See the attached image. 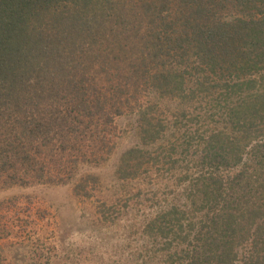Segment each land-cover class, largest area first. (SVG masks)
Returning a JSON list of instances; mask_svg holds the SVG:
<instances>
[{"label": "trees", "instance_id": "obj_1", "mask_svg": "<svg viewBox=\"0 0 264 264\" xmlns=\"http://www.w3.org/2000/svg\"><path fill=\"white\" fill-rule=\"evenodd\" d=\"M116 1L0 0V184L65 183L106 161L116 119L136 114L142 146L119 179L193 151L200 167L193 209L148 227L178 233L187 264H264V0ZM217 93L225 127L180 139L177 123ZM166 132L167 148L146 150ZM80 180L86 194L97 182Z\"/></svg>", "mask_w": 264, "mask_h": 264}, {"label": "rangeland", "instance_id": "obj_2", "mask_svg": "<svg viewBox=\"0 0 264 264\" xmlns=\"http://www.w3.org/2000/svg\"><path fill=\"white\" fill-rule=\"evenodd\" d=\"M118 2L122 8L128 6L118 0L116 10ZM218 94L208 99L209 104L196 105L190 120L177 123L183 129L180 139L186 130V136L193 137L195 132L225 127ZM161 106L173 104L162 101ZM112 138V153L103 151L101 155L106 161L81 165L76 176L64 178L63 184H0V264H187L174 255L180 256L185 248L178 233L162 236L148 225L171 208L193 209L195 194L190 182L199 173L197 154L193 151L177 169L157 171L151 167L141 178L123 181L117 175L122 155L142 146L137 115L116 119ZM170 139V132H166L159 143L145 148L157 153ZM94 157L89 154L88 161ZM87 176L98 182L89 186V195L76 188ZM167 221L161 222V227Z\"/></svg>", "mask_w": 264, "mask_h": 264}]
</instances>
